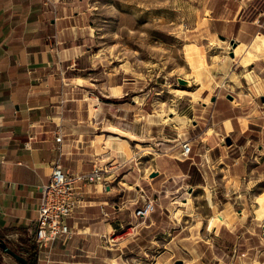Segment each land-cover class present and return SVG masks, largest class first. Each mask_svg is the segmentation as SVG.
<instances>
[{
	"label": "crops",
	"instance_id": "obj_1",
	"mask_svg": "<svg viewBox=\"0 0 264 264\" xmlns=\"http://www.w3.org/2000/svg\"><path fill=\"white\" fill-rule=\"evenodd\" d=\"M82 1L0 0V237L21 250L34 241L40 187L59 153L69 173L110 165L102 182L75 183L72 235L38 246L35 264H264V0H223L210 16L235 46L190 92L194 112L167 122L142 97L133 112L70 73L92 36ZM130 83L116 84L117 95ZM169 178L204 188L205 239L179 236L177 212L134 216L156 191H178ZM0 264L18 263L0 251Z\"/></svg>",
	"mask_w": 264,
	"mask_h": 264
},
{
	"label": "rangeland",
	"instance_id": "obj_2",
	"mask_svg": "<svg viewBox=\"0 0 264 264\" xmlns=\"http://www.w3.org/2000/svg\"><path fill=\"white\" fill-rule=\"evenodd\" d=\"M222 1L83 0L80 9H85L84 23L91 28L92 36L77 60L78 69H71L70 73L79 77L86 90L94 91L102 99L123 102L119 106L133 112L137 111L131 101H136L135 105L140 107L142 97L143 110L163 122L172 114L191 112L195 106L190 92L198 80H203L204 71L215 67L222 58L219 50L232 47L225 37L224 26L211 18L220 10ZM246 12L250 19L254 18L253 10ZM232 16L233 12L229 17ZM220 35L224 36L223 42ZM190 46L201 50L190 51ZM223 55L230 57L227 53ZM177 77L189 80L190 85H179ZM122 81H130L127 86L132 90L120 96L114 87ZM165 113H168L166 119ZM160 126L152 124L150 133ZM153 141V144L159 143L157 139ZM109 165L102 167L107 170ZM116 165L124 167L126 163ZM188 172H192V168L188 167ZM165 184L170 191L178 185L181 187L177 192L161 190L150 196L155 200L152 212L158 208L171 216L177 212L174 219L183 227L179 236L205 239L207 215L204 212L211 209L204 188L185 181L173 183L171 178ZM174 195L177 196L171 198Z\"/></svg>",
	"mask_w": 264,
	"mask_h": 264
},
{
	"label": "built area",
	"instance_id": "obj_3",
	"mask_svg": "<svg viewBox=\"0 0 264 264\" xmlns=\"http://www.w3.org/2000/svg\"><path fill=\"white\" fill-rule=\"evenodd\" d=\"M57 142L61 135L55 136ZM181 153L187 156L190 150L189 141L181 143ZM106 170L98 163H93L88 171L69 173L63 170L58 157L51 166L47 182L40 187L38 214L35 220L34 242L38 246H47L60 238H69L72 232L67 219L81 204L80 197L75 193V183L80 180L95 183L102 182ZM155 200L147 198L143 204L134 209V216L146 218L154 210Z\"/></svg>",
	"mask_w": 264,
	"mask_h": 264
},
{
	"label": "water",
	"instance_id": "obj_4",
	"mask_svg": "<svg viewBox=\"0 0 264 264\" xmlns=\"http://www.w3.org/2000/svg\"><path fill=\"white\" fill-rule=\"evenodd\" d=\"M229 43L232 46H235L234 41L232 39L229 40ZM231 55H232V53H230V56ZM176 80H177V83L181 86H189L190 85V81L187 79H184L182 77H177ZM227 97H229V95ZM227 142H228V140H227ZM155 175H156V172H152L150 174V176H155ZM0 250L2 252H4L5 254H7L12 259H14L19 264H29L28 261L26 260V258L24 257V255L14 251V249L11 246L6 244L5 240L2 237H0ZM176 264H181V262L177 261Z\"/></svg>",
	"mask_w": 264,
	"mask_h": 264
},
{
	"label": "trees",
	"instance_id": "obj_5",
	"mask_svg": "<svg viewBox=\"0 0 264 264\" xmlns=\"http://www.w3.org/2000/svg\"><path fill=\"white\" fill-rule=\"evenodd\" d=\"M4 240H5L7 245H10L8 240H6L5 238H4ZM13 249H14V251H16L18 253L24 252V253H21V254L24 255V257L26 258L28 263L29 264H35L36 245H35L34 241L28 240L27 244H26V247H24L22 250L21 249H16V248H13Z\"/></svg>",
	"mask_w": 264,
	"mask_h": 264
},
{
	"label": "bare ground",
	"instance_id": "obj_6",
	"mask_svg": "<svg viewBox=\"0 0 264 264\" xmlns=\"http://www.w3.org/2000/svg\"><path fill=\"white\" fill-rule=\"evenodd\" d=\"M188 50L192 51V50H201V49L199 47H196V46H190L188 48ZM164 116H165V119L168 118V113H165ZM205 191H206V198L209 199V189L206 188ZM208 203H210V202H208ZM219 220H220V218L217 215H214L211 218H208L209 226L217 224L219 222Z\"/></svg>",
	"mask_w": 264,
	"mask_h": 264
}]
</instances>
